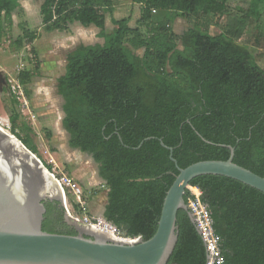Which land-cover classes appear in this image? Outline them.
<instances>
[{
    "label": "trees",
    "instance_id": "1",
    "mask_svg": "<svg viewBox=\"0 0 264 264\" xmlns=\"http://www.w3.org/2000/svg\"><path fill=\"white\" fill-rule=\"evenodd\" d=\"M42 1L47 31L67 32L70 24L79 23L100 29L105 40L70 52L57 88L70 147L92 156L109 190L108 222L129 238L151 239L179 168L227 161L228 146L235 149L237 165L264 178V67L240 42L264 0H251L241 18L230 12L233 0H131L141 8L136 26L129 17L112 19V33L106 20L114 13V0ZM154 11L197 21L175 35L173 19L156 22ZM21 12L19 0H0V49L11 33L13 15ZM210 21L215 26L225 22L222 31L211 33ZM37 39L34 32L23 31L14 43L22 49ZM39 65L38 60L36 73H19L21 86L33 81ZM12 104L10 132L37 155L31 127L21 120L15 98ZM161 140L173 149L178 166ZM190 187L209 208L225 264H264V194L222 176L198 177ZM192 197L187 189V204ZM45 205V231L77 234L57 203ZM178 227V243L167 264H206L205 244L185 210L178 213Z\"/></svg>",
    "mask_w": 264,
    "mask_h": 264
},
{
    "label": "water",
    "instance_id": "2",
    "mask_svg": "<svg viewBox=\"0 0 264 264\" xmlns=\"http://www.w3.org/2000/svg\"><path fill=\"white\" fill-rule=\"evenodd\" d=\"M161 143L178 166L173 149ZM228 148L231 155L227 161H201L179 168L165 197L155 235L149 240H125L72 219L63 191L49 169L16 136L0 127V264H167L179 239L178 213L187 211L196 226L184 198L194 179L222 176L264 194V178L237 165L235 149ZM46 202L65 208V217L76 235L44 230Z\"/></svg>",
    "mask_w": 264,
    "mask_h": 264
},
{
    "label": "rangeland",
    "instance_id": "3",
    "mask_svg": "<svg viewBox=\"0 0 264 264\" xmlns=\"http://www.w3.org/2000/svg\"><path fill=\"white\" fill-rule=\"evenodd\" d=\"M116 2H120L121 6L115 17L118 19L131 18L130 25L135 27L138 19L134 15L136 11L133 7L135 5L131 0H114L115 4ZM250 2L251 0H233L230 12L233 16L241 18L248 11ZM41 4L42 0H22L23 12L19 17H15V29L6 37L0 49V127L11 133L9 116L10 111L14 109L12 99L15 98L18 102L16 108L21 114V120L31 127L29 135L37 147L38 154L36 156L43 164L51 165L52 169H56L57 173L66 175L71 173L69 161L72 159L69 156L76 158L77 164L72 166V169L87 173L84 180L76 179V183L83 188V199L90 201L92 195L100 196L107 187L100 182L96 165L93 160L87 157L86 153L76 151L77 157L66 153L68 134L62 125L64 100L58 93L57 81L65 74L67 54L71 50L81 44L95 45L102 44L104 41L98 37V29L95 27L83 28L77 23L70 24L69 32L47 31L39 13ZM259 9L260 15L257 19L251 16V22L240 42L250 49L259 64L264 67V7L260 6ZM112 16L114 17V14L107 15V20L111 22ZM153 16L156 22L173 19L172 28L175 35H182L197 21L194 17L185 20L177 14L169 12H153ZM234 18L232 17V19ZM110 22H108L109 27L112 24ZM19 23L22 28L18 27ZM224 23L222 21L219 26H215V22L210 21V32L216 34L222 31ZM23 31L34 32L38 35V39L33 44L18 49L14 41L23 34ZM141 31L146 35L145 29ZM258 37H260V44L256 46ZM179 48L182 47L179 46ZM33 51L37 54L34 55ZM138 54L142 55L143 51H138ZM38 60L40 61L39 74L26 87L22 86L23 96L15 94L13 85H16L19 73L24 70L36 73L35 68ZM17 131L24 137V132L20 129ZM53 153H59L55 159L59 163V167L49 162L50 154L53 155ZM84 164L88 165L87 168L84 167Z\"/></svg>",
    "mask_w": 264,
    "mask_h": 264
},
{
    "label": "built area",
    "instance_id": "4",
    "mask_svg": "<svg viewBox=\"0 0 264 264\" xmlns=\"http://www.w3.org/2000/svg\"><path fill=\"white\" fill-rule=\"evenodd\" d=\"M15 84L13 85V92L23 96L22 86L18 81ZM49 171L63 191L65 208L72 219L86 226L110 233L118 239H135L127 237L116 226L108 222L104 216L92 215L87 212V206L83 199V190L71 177L64 173H57L54 168ZM188 189L193 196L189 200L188 207L194 216L196 227L206 247V264H225V258L221 250V239L215 233L209 208L203 203L197 191L192 187Z\"/></svg>",
    "mask_w": 264,
    "mask_h": 264
},
{
    "label": "crops",
    "instance_id": "5",
    "mask_svg": "<svg viewBox=\"0 0 264 264\" xmlns=\"http://www.w3.org/2000/svg\"><path fill=\"white\" fill-rule=\"evenodd\" d=\"M19 2H20V4H21V8H22V12H23V6H22V0H19ZM42 3H43V1H42ZM42 5V4H41ZM121 6V3L120 2H116V4H115V9H114V17L112 16V19H117V20H119L117 17H115V15H116V13L118 12V8ZM134 10L136 11L135 13H134V15L136 16L135 18H140V15H141V8H140V6L139 5H135L134 7ZM21 12V13H22ZM154 12H156V11H154ZM21 13L20 14H14L13 15V27H12V29H11V33L14 31V29H15V17H19L20 15H21ZM39 13H40V16H41V6H40V11H39ZM112 19H111V22H112ZM138 19H137V21H138ZM41 21H42V16H41ZM137 21H136V23H137ZM108 22H110V21H108V20H106V29H107V32L108 33H112L113 32V29H114V26L112 25V24H110L111 26L109 27V23ZM110 22V23H111ZM43 23V22H42ZM77 24H79V23H77ZM20 25H21V23H19L18 24V27L19 28H22V27H20ZM80 26H82L81 24H79ZM83 28H91V27H94V26H91V27H84V26H82ZM96 28V27H95ZM110 28V29H109ZM96 29H98V28H96ZM99 30V33H98V37L99 38H101V39H103L101 36H100V32H101V30L100 29H98ZM68 32H69V30H68ZM63 33V32H62ZM103 43L102 44H95V45H103L104 43H105V40L103 39ZM81 45H84V44H81ZM81 45H79V46H81ZM79 46H77V47H79ZM84 46H93V45H84ZM76 47V48H77ZM75 48V49H76ZM75 49H73V50H71L70 52H72V51H74ZM69 52V53H70ZM68 53V54H69ZM68 54H67V56H68ZM66 67H67V65H66ZM65 72H66V69H65ZM63 76V75H62ZM24 87V86H23ZM57 90H58V88H57ZM60 95V94H59ZM61 96V95H60ZM62 97V96H61ZM62 99H63V97H62ZM64 100V99H63ZM64 105V104H63ZM63 113H64V111H63ZM64 118V117H63ZM63 125V124H62ZM67 133V132H66ZM68 134V133H67ZM76 151L77 152H80L81 153V151H79V150H76V149H72L71 147H70V145H69V135H68V143H67V152L66 153H69V155L70 154H73L74 155V157H77L78 155H77V153H76ZM59 154V153H58ZM57 153H53V155H51L50 154V157H51V159L49 160V162H51V163H53V164H55L57 167H59L60 165H59V163L55 160L56 158H57V155H58ZM87 155V157L88 158H90L91 160H93V158H92V156H90V155H88V154H86ZM69 158L70 159H72V161H69L70 162V165L69 166H71V170H70V175H68L69 177H71L75 182H77L76 181V179L77 180H84L83 178L85 177V175H87V173H85V172H82V171H79V170H75V169H72L76 164H77V162L75 161V159L73 158V157H70L69 156ZM93 162L95 163V165H96V171H97V175H98V177H99V180H100V182L103 184H105V181L100 177V175H99V168H98V164L93 160ZM73 166V167H72ZM87 164L85 165L84 164V167L85 168H87ZM86 171H88L87 169H85ZM82 188V187H81ZM83 189V188H82ZM108 193H109V190H108V188H106L105 189V191L102 193V194H100V196H98V195H92V197H91V200L90 201H85V204H86V206H87V208H88V212L90 213V214H92V215H102V216H104V212H105V207H106V205H107V202H108Z\"/></svg>",
    "mask_w": 264,
    "mask_h": 264
},
{
    "label": "flooded vegetation",
    "instance_id": "6",
    "mask_svg": "<svg viewBox=\"0 0 264 264\" xmlns=\"http://www.w3.org/2000/svg\"><path fill=\"white\" fill-rule=\"evenodd\" d=\"M55 217H56V216H55ZM55 217H54L53 223H54L55 225L59 226V221H57V218H55ZM65 222L68 224V221H67L66 217H65ZM68 225H69V224H68Z\"/></svg>",
    "mask_w": 264,
    "mask_h": 264
}]
</instances>
